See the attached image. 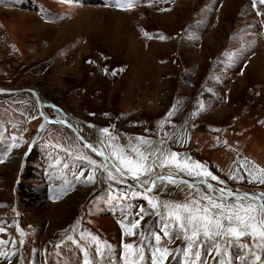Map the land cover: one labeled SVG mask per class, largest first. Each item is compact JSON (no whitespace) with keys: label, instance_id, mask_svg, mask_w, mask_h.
Wrapping results in <instances>:
<instances>
[{"label":"rangeland","instance_id":"374dc122","mask_svg":"<svg viewBox=\"0 0 264 264\" xmlns=\"http://www.w3.org/2000/svg\"><path fill=\"white\" fill-rule=\"evenodd\" d=\"M257 8L253 0H135L123 10L116 0H0V88L33 87L50 118L72 123L111 162L114 150L130 152L145 137L203 164L224 181H210L217 188L264 191L241 166L264 169V14ZM82 157L103 162L70 129L43 120L30 93H0V239L9 241L0 245L8 254L0 264H123L122 242L140 237L123 236L119 206L131 204L134 214L147 202L132 197V182L107 172L86 182L93 169ZM186 194L169 185L160 198ZM146 221L159 230L156 216ZM246 254L233 246L216 259L241 264Z\"/></svg>","mask_w":264,"mask_h":264},{"label":"snow or ice","instance_id":"6c2138e0","mask_svg":"<svg viewBox=\"0 0 264 264\" xmlns=\"http://www.w3.org/2000/svg\"><path fill=\"white\" fill-rule=\"evenodd\" d=\"M134 2L135 0H116V6L123 10L125 5L131 7ZM259 4L264 5V0H259ZM253 7L257 8L256 0H253ZM257 14L264 13L257 8ZM202 108L203 105L201 110ZM173 114L174 112L170 111L168 116ZM56 122L64 123V121ZM101 131L105 134L109 133L108 128H103ZM111 138L113 141L116 139L115 136ZM136 139L139 143L130 145V152L119 149L112 152L114 162H110L103 151L88 144L84 146L90 147L97 156H102L103 162L98 163L82 157L87 159L93 169L84 177L86 182H95L97 170L107 172L108 179L117 183L126 184L129 179L134 180L135 186L128 185L132 197H140L147 202L148 207L140 206L134 214L131 204L119 206L124 221H127V223L120 222L123 236L139 235L140 237L138 242H122L123 264H149V256L150 264H171L169 258L174 260L177 255L182 257L180 264H208L204 259L205 255L216 259L233 246H239L247 253L243 256L241 264H264V191L253 193L239 189L232 190L226 186L217 188L210 181L221 185L224 181L219 180L200 162L192 161L191 157L181 160L180 154L169 151L162 145L157 146L145 137ZM241 166L245 168V174L249 177L248 183L264 185V169L258 170L259 174H257L256 170L249 169L243 164ZM157 167L162 170L175 168L176 172L157 174L155 171ZM179 173H184L192 179H178ZM81 176H84L83 172ZM244 178V175L229 176V179L239 182H243ZM169 185L178 186L180 191H186L185 199L162 200L160 193L167 191ZM133 187L139 191L132 190ZM116 199L127 200L128 195L117 196ZM153 215L159 219L158 231L153 227H144L147 224L146 217ZM136 229H140V232L137 233ZM3 232L5 229L0 227V233ZM247 237L251 238V245L243 243L244 238ZM176 241H182L183 247L167 246ZM8 243L9 241L0 239V245ZM11 243L15 246L16 241L13 240ZM19 245L23 247V239L19 240ZM111 247L108 244L104 245L105 249ZM95 248L97 254H104V249L98 244ZM36 251L33 249L34 253ZM0 256L8 259V254L5 252H0ZM84 264H95V262L85 260ZM216 264H220L218 259ZM226 264H232V261H226Z\"/></svg>","mask_w":264,"mask_h":264},{"label":"water","instance_id":"95a60500","mask_svg":"<svg viewBox=\"0 0 264 264\" xmlns=\"http://www.w3.org/2000/svg\"><path fill=\"white\" fill-rule=\"evenodd\" d=\"M21 92H27V93H30L33 98L35 99L36 101V105H37V110H38V113L39 115L42 117V118H46L47 120H49L48 122L50 123H55V124H59V125H63L65 127H67L68 129H70L74 135L79 139V141H81L84 145L85 144H88L90 145V143L88 141H86V139L84 138V136L81 135V133L77 130V128L70 122L66 121V119H59V118H48L46 116H44V114H42L41 112V109L42 107L44 106V103L41 102V99L39 98L38 96V91L36 89H34L33 87H24V88H21V89H15V90H7V89H2L0 88V93L1 94H15V93H21ZM56 121H64V123H58ZM96 145L97 147L99 148V150L103 151L104 150L102 149V147L96 142ZM102 161H103V157L102 156H99ZM110 161V160H109ZM178 179H181V178H178ZM187 180V179H185ZM129 181H134V180H130ZM133 184L135 185L136 184V181L133 182Z\"/></svg>","mask_w":264,"mask_h":264},{"label":"bare ground","instance_id":"6f19581e","mask_svg":"<svg viewBox=\"0 0 264 264\" xmlns=\"http://www.w3.org/2000/svg\"><path fill=\"white\" fill-rule=\"evenodd\" d=\"M38 96H39V94H38ZM39 98H40V96H39ZM41 99V98H40ZM41 102L42 103H44L42 100H41ZM41 112H42V114H44V116H46V117H48V118H50L46 113H45V111H44V106L42 107V109H41ZM57 118H59V119H64V118H62L61 116L60 117H57ZM43 120H45V121H49V120H47L46 118H43ZM67 121V120H66ZM69 122V121H68ZM78 130V129H77ZM82 135V134H81ZM83 136V135H82ZM85 138V137H84ZM86 139V138H85ZM86 141H88L89 143H90V145H92V146H95V148L96 149H99L98 147H97V145H96V142L95 141H89L88 139H86ZM89 149H91L90 147H88ZM92 150V149H91ZM94 152V151H93ZM111 162V161H110ZM133 183L134 181H130V183Z\"/></svg>","mask_w":264,"mask_h":264}]
</instances>
